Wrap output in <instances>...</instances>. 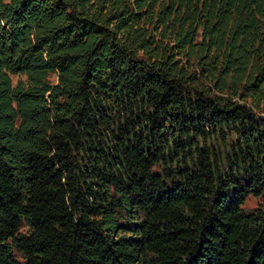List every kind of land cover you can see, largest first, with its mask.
<instances>
[{
    "label": "trees",
    "instance_id": "16d2710c",
    "mask_svg": "<svg viewBox=\"0 0 264 264\" xmlns=\"http://www.w3.org/2000/svg\"><path fill=\"white\" fill-rule=\"evenodd\" d=\"M0 264H264V0H0Z\"/></svg>",
    "mask_w": 264,
    "mask_h": 264
},
{
    "label": "rangeland",
    "instance_id": "374dc122",
    "mask_svg": "<svg viewBox=\"0 0 264 264\" xmlns=\"http://www.w3.org/2000/svg\"><path fill=\"white\" fill-rule=\"evenodd\" d=\"M49 79L53 82L56 81V76L55 75H50L49 76ZM12 80H13V84L14 85H17L18 82L20 80L22 81H27V76L26 75H20V74H12ZM263 203V197L262 196H259V195H256L254 193H250L245 201V204L243 205V208L246 210V211H251V210H254L255 208H257L258 206H260L261 204ZM27 228L24 227L23 228V231H26ZM18 257L21 258L20 254H17Z\"/></svg>",
    "mask_w": 264,
    "mask_h": 264
}]
</instances>
